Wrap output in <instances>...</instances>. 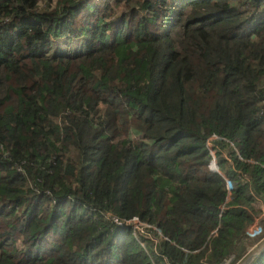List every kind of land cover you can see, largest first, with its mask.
<instances>
[{
	"label": "trees",
	"instance_id": "obj_1",
	"mask_svg": "<svg viewBox=\"0 0 264 264\" xmlns=\"http://www.w3.org/2000/svg\"><path fill=\"white\" fill-rule=\"evenodd\" d=\"M256 200L264 0H0V264H238Z\"/></svg>",
	"mask_w": 264,
	"mask_h": 264
},
{
	"label": "rangeland",
	"instance_id": "obj_2",
	"mask_svg": "<svg viewBox=\"0 0 264 264\" xmlns=\"http://www.w3.org/2000/svg\"><path fill=\"white\" fill-rule=\"evenodd\" d=\"M256 205H258V209H259L260 213H262V210H260V205L261 204L258 202V203H256ZM262 208H263V206H262ZM263 216H264V214L260 215V217H263ZM143 223L145 225H149L150 227H152V225H150V224H147L145 222H143ZM130 226L132 227L134 232L139 233V234H141L142 236H145V237H149L150 236V234L148 233L149 227L147 228V230H145V228H143V226L139 225V223H137V222L132 223ZM258 228H260V230H259L258 234H256L257 233L256 231L258 230ZM262 229H264V222H261V221H260V226L257 225V222H255V223L251 224L247 228V232H248L247 234H248L249 238L252 240V242L250 243L253 246L251 251L259 244L257 240L259 239V236L262 233ZM253 235H255V236L253 237ZM263 238L264 237H262L260 240H262Z\"/></svg>",
	"mask_w": 264,
	"mask_h": 264
},
{
	"label": "built area",
	"instance_id": "obj_3",
	"mask_svg": "<svg viewBox=\"0 0 264 264\" xmlns=\"http://www.w3.org/2000/svg\"><path fill=\"white\" fill-rule=\"evenodd\" d=\"M218 136L214 135V134H211L209 135L206 139H205V145L208 149V152L209 154L212 156V160L210 161L209 163V167H213L214 166V159H213V151H212V141L214 139H217ZM106 217L107 218H110L112 222H114L116 225L120 226V225H131L132 223L134 222H137L139 223V225H142L143 228H145V230L150 227L149 225H145L143 222H141L137 217L133 216L131 218H128V219H120V218H116V217H113V216H110L109 214H106ZM132 228V227H131ZM150 228H153L150 227ZM155 229V228H154ZM156 230V229H155ZM133 231V229H132ZM157 231V230H156ZM134 232V231H133ZM139 234V233H138ZM141 235V234H140ZM145 237V236H144ZM150 237V236H149ZM152 241H156L155 238L153 237H150Z\"/></svg>",
	"mask_w": 264,
	"mask_h": 264
},
{
	"label": "water",
	"instance_id": "obj_4",
	"mask_svg": "<svg viewBox=\"0 0 264 264\" xmlns=\"http://www.w3.org/2000/svg\"><path fill=\"white\" fill-rule=\"evenodd\" d=\"M210 170L216 171V164L213 167H210ZM264 250V239L251 251L249 254L243 258L238 264H249L254 260L262 251Z\"/></svg>",
	"mask_w": 264,
	"mask_h": 264
},
{
	"label": "crops",
	"instance_id": "obj_5",
	"mask_svg": "<svg viewBox=\"0 0 264 264\" xmlns=\"http://www.w3.org/2000/svg\"><path fill=\"white\" fill-rule=\"evenodd\" d=\"M258 202L261 204V202H260L259 200H256V201L254 202V206H255V208H256L257 210H259V209H258V205H256V203H258ZM260 210H262V204L260 205ZM261 214H264V213H263V212H262V213L259 212V214L254 218V221H253L251 224L257 222V225L260 226V220H261L262 218H264V216H263V217H260ZM258 223H259V224H258ZM251 224H250V225H251ZM250 225H249V226H250ZM249 226H248V227H249ZM259 230H260V228H258V230L256 231V232H257L256 234H258ZM247 233H248V232H247ZM256 234H255V235H256ZM255 235H253V237H254ZM260 242H261V241H258V243H260ZM252 247H253V246L251 245V246L248 248V249H250L249 251H251ZM250 263H251V262H250Z\"/></svg>",
	"mask_w": 264,
	"mask_h": 264
},
{
	"label": "clouds",
	"instance_id": "obj_6",
	"mask_svg": "<svg viewBox=\"0 0 264 264\" xmlns=\"http://www.w3.org/2000/svg\"><path fill=\"white\" fill-rule=\"evenodd\" d=\"M213 156H214V154H213ZM213 159H214V158H213ZM211 160H212V158H211ZM211 160H210V161H211ZM210 161H209V163H210ZM214 164H216L215 161H214ZM208 168L210 169L209 164H208ZM211 171H212V170H211ZM216 171H218V170H217V166H216ZM128 226H129V225H128ZM129 227L131 228V226H129ZM149 228H150V227H149ZM150 229H153V228H150ZM146 230H147V229H146ZM131 231H132V228H131ZM132 232H133V231H132ZM133 233H136V232H133ZM247 235H248V234H247ZM151 237H153V236H151ZM153 238H154V237H153ZM155 239H156V238H155ZM263 239H264V238H263ZM259 241H261V240H259ZM249 252H250V251H249ZM248 254H249V253H248ZM248 254H247V255H248ZM247 255H246V256H247ZM246 256H245V257H246ZM245 257H244V258H245ZM252 261H253V260H252ZM252 261H251V262H252ZM249 264H250V263H249Z\"/></svg>",
	"mask_w": 264,
	"mask_h": 264
}]
</instances>
